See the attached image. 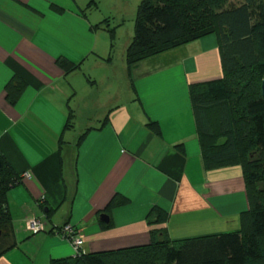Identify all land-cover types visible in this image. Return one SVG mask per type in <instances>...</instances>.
Wrapping results in <instances>:
<instances>
[{"label":"crops","instance_id":"1","mask_svg":"<svg viewBox=\"0 0 264 264\" xmlns=\"http://www.w3.org/2000/svg\"><path fill=\"white\" fill-rule=\"evenodd\" d=\"M81 10L70 0H0V155L22 177L8 195L12 222L0 235V264L75 258L58 233L67 224L83 235L84 253L149 246L154 208L168 215L172 242L238 231L250 208L243 168L206 169L189 96L191 85L222 78L218 38L131 67L125 47L128 102L111 95L107 104L118 101L105 107L98 99L95 123L77 132L80 110L66 124L80 72L115 67ZM61 60L79 68L66 73ZM13 79L26 84L16 105L6 93ZM115 200L124 203L110 207ZM32 219L45 230L27 232Z\"/></svg>","mask_w":264,"mask_h":264},{"label":"trees","instance_id":"2","mask_svg":"<svg viewBox=\"0 0 264 264\" xmlns=\"http://www.w3.org/2000/svg\"><path fill=\"white\" fill-rule=\"evenodd\" d=\"M209 36L219 40L223 76L191 85L189 96L206 169L243 168L250 208L240 218V229L172 242L165 228L168 215L154 208L147 218L149 246L83 253L52 264H264V0H142L127 63L131 67ZM59 64L66 73L79 68L65 60ZM25 89L21 80L8 83L9 104L16 105ZM73 117L72 112L66 129ZM0 162L3 233L12 222L9 192L22 177L2 155ZM123 203L115 200L110 207Z\"/></svg>","mask_w":264,"mask_h":264},{"label":"rangeland","instance_id":"3","mask_svg":"<svg viewBox=\"0 0 264 264\" xmlns=\"http://www.w3.org/2000/svg\"><path fill=\"white\" fill-rule=\"evenodd\" d=\"M61 1L63 2V0ZM70 1L82 7V15L87 20L100 26L99 29H95L98 30V39L100 43L108 42L109 50H112L111 60L114 59L115 64L114 68L104 64L93 70L89 69L88 64L80 72L78 90L76 89L77 94L69 105L70 114L72 112L75 114L76 111L78 113V110H80V118L77 119L75 128L77 132H80L90 123V126H93L95 121L90 116L98 113L97 107L102 105L110 107L118 101L116 99L107 104L108 99L105 100V97L118 95L119 105H124L129 100L126 94L128 89L127 80L124 77L123 67H120L119 63L125 47L128 48L134 39L136 21L142 0ZM85 80L90 81L91 84L88 86ZM98 99L100 100V106H97L96 103Z\"/></svg>","mask_w":264,"mask_h":264},{"label":"built area","instance_id":"4","mask_svg":"<svg viewBox=\"0 0 264 264\" xmlns=\"http://www.w3.org/2000/svg\"><path fill=\"white\" fill-rule=\"evenodd\" d=\"M26 231L36 234L45 230V223L42 220L32 219L26 222ZM58 233L72 246L75 257L82 255L83 235L72 225L67 224L58 229Z\"/></svg>","mask_w":264,"mask_h":264},{"label":"water","instance_id":"5","mask_svg":"<svg viewBox=\"0 0 264 264\" xmlns=\"http://www.w3.org/2000/svg\"><path fill=\"white\" fill-rule=\"evenodd\" d=\"M261 97H262V99H263V101H264V79H263V81H262V86H261ZM0 166H1V162H0ZM101 221H102L103 223H107V224H108V217L105 216V215H102V217H101ZM0 235H1V233H0Z\"/></svg>","mask_w":264,"mask_h":264}]
</instances>
